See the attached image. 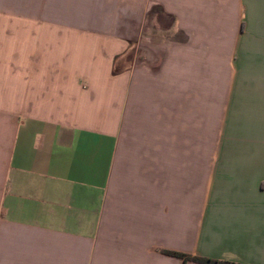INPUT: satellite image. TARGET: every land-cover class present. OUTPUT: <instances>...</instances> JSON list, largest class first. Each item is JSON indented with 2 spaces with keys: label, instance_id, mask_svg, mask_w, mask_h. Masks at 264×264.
<instances>
[{
  "label": "crops",
  "instance_id": "0c3cea01",
  "mask_svg": "<svg viewBox=\"0 0 264 264\" xmlns=\"http://www.w3.org/2000/svg\"><path fill=\"white\" fill-rule=\"evenodd\" d=\"M264 264V0H0V264Z\"/></svg>",
  "mask_w": 264,
  "mask_h": 264
},
{
  "label": "trees",
  "instance_id": "16d2710c",
  "mask_svg": "<svg viewBox=\"0 0 264 264\" xmlns=\"http://www.w3.org/2000/svg\"><path fill=\"white\" fill-rule=\"evenodd\" d=\"M165 252L173 254V255H177V256L183 258L184 261L192 260V261H196V262H200V263H212V264H240V263H233V262H227V261H216V260H211L208 258L191 256V255H186V254L178 253V252H171V251H165Z\"/></svg>",
  "mask_w": 264,
  "mask_h": 264
}]
</instances>
